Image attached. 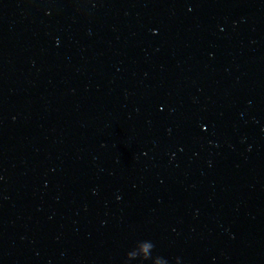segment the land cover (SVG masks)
<instances>
[{"label": "water", "instance_id": "obj_1", "mask_svg": "<svg viewBox=\"0 0 264 264\" xmlns=\"http://www.w3.org/2000/svg\"><path fill=\"white\" fill-rule=\"evenodd\" d=\"M144 240L264 264V0H0V264Z\"/></svg>", "mask_w": 264, "mask_h": 264}, {"label": "clouds", "instance_id": "obj_2", "mask_svg": "<svg viewBox=\"0 0 264 264\" xmlns=\"http://www.w3.org/2000/svg\"><path fill=\"white\" fill-rule=\"evenodd\" d=\"M138 245L141 246V252H145L146 255L137 254L131 260L139 259L141 262H143V261H151V264H155V262L159 260V261L165 262V264H168V262L164 258H162L160 256H156V257L152 256V251L154 249V244L151 241H148V240L138 241L137 242L136 246L131 251H129L127 253L125 264H128V262L131 261L129 259V253H131ZM176 264H179V259L178 258H177Z\"/></svg>", "mask_w": 264, "mask_h": 264}]
</instances>
